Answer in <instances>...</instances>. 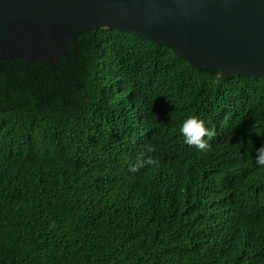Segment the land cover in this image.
Segmentation results:
<instances>
[{
	"label": "trees",
	"instance_id": "1",
	"mask_svg": "<svg viewBox=\"0 0 264 264\" xmlns=\"http://www.w3.org/2000/svg\"><path fill=\"white\" fill-rule=\"evenodd\" d=\"M69 49L0 61V264H264V79L108 27Z\"/></svg>",
	"mask_w": 264,
	"mask_h": 264
},
{
	"label": "water",
	"instance_id": "2",
	"mask_svg": "<svg viewBox=\"0 0 264 264\" xmlns=\"http://www.w3.org/2000/svg\"><path fill=\"white\" fill-rule=\"evenodd\" d=\"M97 27L166 46L194 68L264 79V0H0V61L55 69Z\"/></svg>",
	"mask_w": 264,
	"mask_h": 264
},
{
	"label": "clouds",
	"instance_id": "3",
	"mask_svg": "<svg viewBox=\"0 0 264 264\" xmlns=\"http://www.w3.org/2000/svg\"><path fill=\"white\" fill-rule=\"evenodd\" d=\"M180 134L184 138V143L194 147L196 150L205 152L209 147V142L214 136V129L207 127L206 121L198 115H192L184 119L180 128ZM148 152L154 151V148L148 147ZM154 161L149 158L145 160L143 156L138 158L135 165L131 166V171H138L145 164H152ZM255 164L264 168V144L255 149Z\"/></svg>",
	"mask_w": 264,
	"mask_h": 264
}]
</instances>
